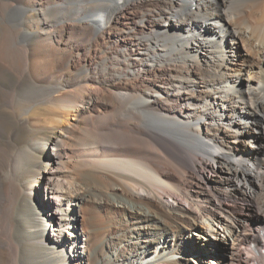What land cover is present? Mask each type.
<instances>
[{"label":"bare ground","instance_id":"bare-ground-1","mask_svg":"<svg viewBox=\"0 0 264 264\" xmlns=\"http://www.w3.org/2000/svg\"><path fill=\"white\" fill-rule=\"evenodd\" d=\"M0 11L17 67L35 68L8 104L23 120L45 104L48 126L75 134L67 147L40 132L46 145L34 137L9 157L0 264H175L209 244L202 223L222 232L213 264H264V0H6ZM54 62L85 68L64 80ZM88 202L116 210V228L85 227Z\"/></svg>","mask_w":264,"mask_h":264},{"label":"rangeland","instance_id":"rangeland-1","mask_svg":"<svg viewBox=\"0 0 264 264\" xmlns=\"http://www.w3.org/2000/svg\"><path fill=\"white\" fill-rule=\"evenodd\" d=\"M6 0H0V5L2 2H5ZM4 13L0 11V127L2 129V132L0 133V174L4 180V182L7 184H12L16 188V180L11 173H9L8 166H9V157L15 155L18 151H27L29 142L32 138L38 137V133L44 132L51 136H61L63 140L66 142L67 147H71L72 143L75 139V134L73 132H67L63 134H59V132L54 131L52 128L48 126V120L46 117L51 116V111L45 106V104L37 103L31 107L29 110V115L27 120H23L20 118L17 106L18 103H15L14 106H10L8 104L7 98L11 95L14 96L15 99L17 95H20L22 92H24L26 89L32 87L36 84L34 80V73L35 68L31 67L30 70L26 72H22L16 65V58H14L10 51H8V48L10 49L14 47L11 39L7 37V33L9 28L13 27V25L4 18ZM10 24V26H9ZM12 25V26H11ZM15 28V27H14ZM17 28V27H16ZM21 29V27H19ZM113 34V32L111 33ZM33 43V44H32ZM35 40L31 41V45L34 48ZM111 45H107L106 50H109ZM104 51V48L101 50ZM32 62L38 59L39 53L34 52L32 50ZM53 67L55 70H59L60 72L64 73V80L74 78L78 75L79 72H81L85 67L79 66L77 68H72L71 63L65 65L64 67H60L57 63H53ZM240 79V77H239ZM54 80V79H53ZM64 80L61 79L59 83H64ZM56 82V80H55ZM8 96V97H6ZM13 97V98H14ZM86 120L84 116H82L79 119V122L77 124V128L86 126ZM41 144L46 145V140L38 137ZM262 136L258 135V141L255 144L254 150L259 151L262 149ZM26 149V150H25ZM32 154V159L35 161H38L43 166H52L51 161H45L44 155L40 154L37 151L30 152ZM74 159H69L68 162L70 164H74ZM10 181V182H9ZM256 188V187H255ZM40 189V188H39ZM43 190V187H41V191ZM43 194L45 193L44 190L42 191ZM50 193H45L44 198L50 200L48 197ZM235 194V193H234ZM231 194L229 197V205L230 207L235 208V211L237 210L245 217H252L255 213L254 211V204L249 201H244V199H241L242 197L239 195ZM91 203V202H90ZM85 203L87 206V211H85L84 216L86 219L83 222V225L86 227H91L92 223L94 224V218H97L95 220V226L96 225H108L110 223L111 230L115 229L116 223L120 218L119 214H116V210L107 211L104 209V207L100 204L93 203L90 204ZM99 205V206H98ZM89 206V208H88ZM95 206V207H94ZM93 209L91 211V209ZM95 208V209H94ZM97 208V209H96ZM89 211L92 213H89ZM98 215V216H97ZM91 216L92 218H90ZM97 216V217H96ZM90 218V219H89ZM94 219V220H93ZM91 220V222H89ZM97 222V223H96ZM201 225H204V227L209 231V244L207 242H204L202 244V247L198 248L196 247L195 242H192L191 245L186 244L185 239H181L185 244L187 245V249L185 253H182L181 255L175 254L171 257V260L173 263L176 264L180 259L183 258V256L187 257L186 264H213L211 260L212 253L215 248V244L218 243V240H214L215 237H221L222 232L220 231V228H218V224L214 223L215 230L211 228L210 225L202 223ZM100 235V234H99ZM98 235V240H100V237ZM220 243V242H219ZM210 247V248H209ZM206 250H210L206 251ZM5 255L2 256V260L5 259ZM202 259H206V261H202ZM224 260H228V257L223 258ZM90 264H93L90 262Z\"/></svg>","mask_w":264,"mask_h":264}]
</instances>
